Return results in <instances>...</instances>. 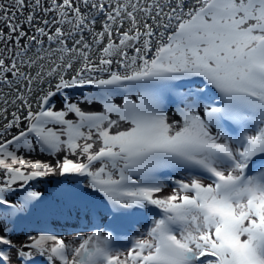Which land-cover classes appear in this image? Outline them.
<instances>
[{
	"label": "snow or ice",
	"instance_id": "1",
	"mask_svg": "<svg viewBox=\"0 0 264 264\" xmlns=\"http://www.w3.org/2000/svg\"><path fill=\"white\" fill-rule=\"evenodd\" d=\"M0 264H264V0H0Z\"/></svg>",
	"mask_w": 264,
	"mask_h": 264
}]
</instances>
